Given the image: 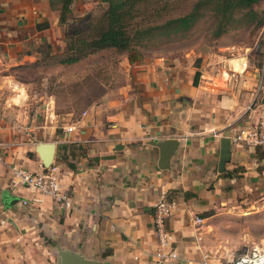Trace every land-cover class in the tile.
<instances>
[{"label":"crops","instance_id":"0c3cea01","mask_svg":"<svg viewBox=\"0 0 264 264\" xmlns=\"http://www.w3.org/2000/svg\"><path fill=\"white\" fill-rule=\"evenodd\" d=\"M60 1L0 0V90L11 86L0 107L8 99L20 101L18 91L26 84L18 80L19 66L34 62L33 48L60 42ZM230 61L227 71L202 74L198 67L182 71L154 58L131 68L122 97L97 99L78 114L55 112L63 101L50 94L40 122L20 126L17 111L11 130L2 121L0 264H56L57 251L83 264H157L152 205L158 197L172 205L165 227L177 260L167 264H222L213 250V210L227 202L235 182L245 192L264 185V152L258 149L230 143L229 160L217 171L220 140L254 127L264 113V91L242 77L248 73L243 64ZM229 72L238 76L237 84L217 92L210 82L227 81ZM166 139L178 146L161 170L153 143ZM39 143L54 145L51 164L70 199L68 210L48 197L22 205L32 195L8 184L9 164L43 169L35 151Z\"/></svg>","mask_w":264,"mask_h":264},{"label":"rangeland","instance_id":"374dc122","mask_svg":"<svg viewBox=\"0 0 264 264\" xmlns=\"http://www.w3.org/2000/svg\"><path fill=\"white\" fill-rule=\"evenodd\" d=\"M163 1L153 0L151 4L160 7ZM195 1L172 0L173 4L162 15L182 16L191 10ZM69 9L64 24L59 26L60 42L38 44L33 48L36 53L34 62L20 64L22 69L18 80L26 84L24 89L21 87L18 91L20 101L8 99L0 107L2 124L8 130L13 126L16 111L20 126L27 128L29 120L34 118L40 122L46 98L50 94L63 101L55 112L72 110L78 114L97 99L122 97V88L130 81L131 68L159 57H163L167 63H176L182 71L198 67L202 74L227 71L228 66H232V63L228 64V59L235 60L234 66L236 63L243 64L248 71L242 77L247 80L253 78L259 93L264 91V0L253 6L257 16L262 19L260 26L253 23L241 26V18L236 13L228 30L214 38L212 32L215 23L205 15L180 37L166 40L158 36L144 46L128 51L106 49L85 55L74 63L58 64L88 51L68 48L70 43L76 48L81 40L89 42L97 36L105 5L97 0H73ZM143 19L145 22L144 16ZM229 73L231 75L227 81L218 78L210 82L217 92L225 91L229 82L237 84L238 76ZM10 88L8 83V89L0 90V96L7 98ZM27 139L34 140L30 136ZM261 186L252 192H245L235 182L234 186L229 187L227 202L213 210L212 239L216 241L213 250L223 259L222 264H228L255 247L264 249V185ZM233 189L235 192L231 193Z\"/></svg>","mask_w":264,"mask_h":264},{"label":"trees","instance_id":"16d2710c","mask_svg":"<svg viewBox=\"0 0 264 264\" xmlns=\"http://www.w3.org/2000/svg\"><path fill=\"white\" fill-rule=\"evenodd\" d=\"M73 0H61L59 4L58 23L64 24L65 17L70 13V5ZM261 0H196L191 10L179 17H164L163 11L173 4L172 0H164L161 6H152L153 0H97L104 4L102 25L98 34L90 41L81 40L78 47L70 43L68 50H88L75 57L69 58L58 64L74 63L85 55L97 51L112 49L115 51H128L133 47H142L152 38L161 36L166 40L180 37L192 28L197 20L207 15L215 23L212 32L214 38L228 30L234 15L241 18V26L255 24L260 26L262 19L257 16L253 6ZM143 16L146 18L143 22ZM159 19L162 21L158 22ZM198 71L192 78V85H197ZM240 172L242 173V169ZM231 173H224L223 177H229Z\"/></svg>","mask_w":264,"mask_h":264},{"label":"built area","instance_id":"2783aa9c","mask_svg":"<svg viewBox=\"0 0 264 264\" xmlns=\"http://www.w3.org/2000/svg\"><path fill=\"white\" fill-rule=\"evenodd\" d=\"M1 121L2 115L0 114V123ZM71 130L70 127L64 129L66 133ZM229 140L231 144L239 147L258 149L264 152V113L259 115L254 127L239 129ZM7 180L12 189L25 190L32 195L30 201L23 199L22 205H27L28 202L40 203L39 197H48L61 210H68L71 207L69 197L60 189L57 168L52 164L37 172H29L20 166L9 164ZM152 209V225L157 241V248L153 255L154 260L157 264L174 262L177 260V255L171 249L172 235L165 227L172 211V205L167 203L163 197H158L153 203ZM194 222L199 223L200 220L195 219ZM202 260H206L205 255L202 256ZM228 264H264V249L253 248L249 253L236 257Z\"/></svg>","mask_w":264,"mask_h":264},{"label":"water","instance_id":"95a60500","mask_svg":"<svg viewBox=\"0 0 264 264\" xmlns=\"http://www.w3.org/2000/svg\"><path fill=\"white\" fill-rule=\"evenodd\" d=\"M153 146L158 150V162L157 167L161 170L165 168V162L169 155L176 149L178 142L175 139H166L157 143H153ZM35 151L42 163L43 168H47L51 162L54 153V145L52 143H39L35 147ZM230 156V140L228 138H222L219 142V158L217 171L222 173L225 163L228 162ZM58 261L56 264H83L76 257H72L69 253L63 251H57Z\"/></svg>","mask_w":264,"mask_h":264}]
</instances>
